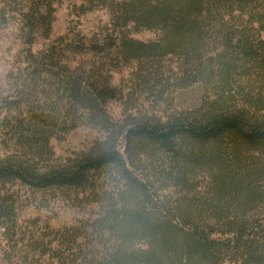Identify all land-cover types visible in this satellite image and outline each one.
I'll use <instances>...</instances> for the list:
<instances>
[{"label":"trees","instance_id":"16d2710c","mask_svg":"<svg viewBox=\"0 0 264 264\" xmlns=\"http://www.w3.org/2000/svg\"><path fill=\"white\" fill-rule=\"evenodd\" d=\"M55 1L0 0V24L17 16L26 45L25 64L10 74L12 93H0V128L11 143L0 157L4 236L16 226L7 185L85 189L95 172L114 167L129 190L112 196L97 220L109 247L79 263L59 257L61 264H264V93L254 87L264 73V0H83L82 14L107 8L110 27L82 43L89 59L76 67L56 45L31 49L50 35ZM140 30L157 37H131ZM102 61L135 62L138 81L160 98L196 84L213 98L165 117L130 114L87 152L56 158L52 137L79 119L109 121L105 107L118 91ZM167 184L179 190H162Z\"/></svg>","mask_w":264,"mask_h":264},{"label":"rangeland","instance_id":"374dc122","mask_svg":"<svg viewBox=\"0 0 264 264\" xmlns=\"http://www.w3.org/2000/svg\"><path fill=\"white\" fill-rule=\"evenodd\" d=\"M82 3L83 0H56L51 33L47 38L38 36L31 46L32 51L38 52L56 45L63 63L70 67L86 63L89 57L80 50V46L93 39L94 35L105 33V29L110 27V13L107 8L98 7L82 14L78 9ZM130 35L143 41L157 37V33L151 30L131 31ZM25 48L19 18L9 17L5 25L0 24V93H12L9 89L10 74L25 64L21 55ZM102 62L109 68L111 85L118 91V96L105 107L109 121L95 124L79 119L66 134L52 137L50 146L56 158L67 159L87 152L96 141L104 139L111 124L122 123L130 114L165 117L174 111L197 108L213 98L211 92L201 84L169 89L160 98L157 91L150 94L138 81L135 62L117 68L108 67L107 61ZM262 76L255 79L254 87L255 90L263 87L264 93V73ZM10 144L8 135L0 128V157L11 153ZM130 169L134 175L140 176L141 168ZM152 181L157 190H161L160 182L155 178ZM196 182L197 188L204 190L201 176ZM5 190H9L15 201L16 226L13 237L4 236L0 228V264H61V257L74 256L79 263L82 256L92 259L103 254L109 247L111 237L107 231L101 235L103 229L97 220L111 210L114 203L112 196L116 198L119 190L129 189L117 175L116 169L107 167L95 172L92 185L85 189L35 190L15 183L7 185ZM149 190L155 189L151 187ZM162 190L179 189L167 184ZM67 264L72 263L68 261Z\"/></svg>","mask_w":264,"mask_h":264}]
</instances>
